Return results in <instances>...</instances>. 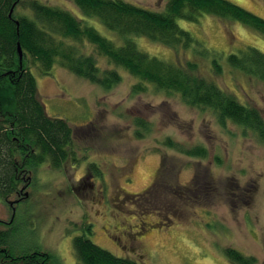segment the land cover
<instances>
[{"label":"rangeland","instance_id":"rangeland-1","mask_svg":"<svg viewBox=\"0 0 264 264\" xmlns=\"http://www.w3.org/2000/svg\"><path fill=\"white\" fill-rule=\"evenodd\" d=\"M39 1L85 19L71 0ZM125 1L162 11L169 0ZM229 1L264 18V0ZM88 23L122 43L99 21ZM179 25L221 55L220 74L210 59L193 50L173 49L145 37L136 41L142 51L167 62L196 63L200 75L264 117V83L227 62L228 55L248 47L264 52V36L239 22L208 15L197 23L180 20ZM83 48L92 54V47ZM95 57L103 69L115 68L104 57ZM118 70L122 81L110 91L60 65L48 76L33 70L47 114L66 120L76 131L73 150L78 160L62 170L45 163L25 175L22 195L7 201L0 197V231L14 229L12 254L41 250L60 264H81L73 242L87 235L116 256L142 264H233L227 248L264 264V142L232 122L222 126L211 110L193 108L152 84L144 83L146 91L133 93L140 80ZM139 119L149 123L141 139ZM168 140L180 150L167 146ZM195 147L205 149L206 157L183 153ZM164 163V187L153 197L154 205L148 198L136 202L154 185ZM93 164L101 176L95 175ZM90 225L92 235L86 232Z\"/></svg>","mask_w":264,"mask_h":264},{"label":"trees","instance_id":"trees-1","mask_svg":"<svg viewBox=\"0 0 264 264\" xmlns=\"http://www.w3.org/2000/svg\"><path fill=\"white\" fill-rule=\"evenodd\" d=\"M71 1L85 19L39 0H0V197L3 201L21 194L25 175L41 165L48 163L54 170H62L67 162L78 160L73 150L76 131L66 120L47 114L38 96L34 69L48 76L56 65H60L110 91L121 83L122 75L118 69L122 68L140 80L133 93L146 91L144 83L152 84L160 91L179 95L193 108L211 110L222 126L232 122L244 131L253 132L264 142V117L258 109L242 103L213 79L200 75L196 63L167 62L142 51L136 41L137 37H145L173 49L193 50L210 59L214 72L220 74L221 55L207 49L183 29L179 21L197 23L204 15L214 16L239 22L264 36V18L229 0H169L162 11L125 0ZM20 8L24 13L19 12ZM89 20H97L117 33L122 43L117 44L103 36L88 23ZM80 46L92 47V54L84 53L85 48ZM19 47L23 51L22 59ZM95 53L115 68L103 69ZM227 62L232 68L264 83V52L261 50L248 47L228 55ZM137 126L141 129L137 137L144 138L149 123L139 119ZM167 146L181 148L172 140L167 141ZM183 153L201 158L207 154L201 147ZM92 167L95 175L101 176L100 168L95 164ZM166 168L164 163L154 185L137 196L136 202L148 198L154 205L153 197H158L155 194L164 187ZM13 230L12 227L0 231V261L7 264H60L54 255L41 250L15 257L9 247ZM86 232L92 235V225ZM73 243L81 264H142L116 256L87 235L75 237ZM225 253L233 264H256L255 257L237 249L227 248Z\"/></svg>","mask_w":264,"mask_h":264},{"label":"water","instance_id":"water-1","mask_svg":"<svg viewBox=\"0 0 264 264\" xmlns=\"http://www.w3.org/2000/svg\"><path fill=\"white\" fill-rule=\"evenodd\" d=\"M19 55H20V58L22 59L23 58V51H22L21 47H19Z\"/></svg>","mask_w":264,"mask_h":264},{"label":"flooded vegetation","instance_id":"flooded-vegetation-1","mask_svg":"<svg viewBox=\"0 0 264 264\" xmlns=\"http://www.w3.org/2000/svg\"><path fill=\"white\" fill-rule=\"evenodd\" d=\"M22 191H23V189H21V194H17V196H20V195H22ZM12 204V203H11Z\"/></svg>","mask_w":264,"mask_h":264}]
</instances>
